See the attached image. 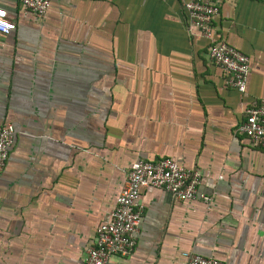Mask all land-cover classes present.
Segmentation results:
<instances>
[{
  "label": "crops",
  "instance_id": "crops-1",
  "mask_svg": "<svg viewBox=\"0 0 264 264\" xmlns=\"http://www.w3.org/2000/svg\"><path fill=\"white\" fill-rule=\"evenodd\" d=\"M191 0H0V264H81L137 161L197 169L200 195L144 189L133 253L108 264H264V150L239 131L264 101V0H218L215 39L249 57L246 92L190 28Z\"/></svg>",
  "mask_w": 264,
  "mask_h": 264
},
{
  "label": "built area",
  "instance_id": "built-area-1",
  "mask_svg": "<svg viewBox=\"0 0 264 264\" xmlns=\"http://www.w3.org/2000/svg\"><path fill=\"white\" fill-rule=\"evenodd\" d=\"M29 14L43 17L51 7V0H18ZM190 28L209 42L208 57L229 76V85L240 94L246 92L250 71L249 57L225 41L215 39L214 20L219 14L218 0H191L184 4ZM15 30L9 13L0 8V35ZM239 131L249 142L264 150V101L247 109V116ZM15 130L10 124L0 129V173L6 168ZM202 176L195 169L180 167L171 159L158 162L137 161L127 172V179L117 198L116 208L96 231V238L86 251L81 264H108L112 256L127 258L137 244L139 226L144 212L141 192L144 189H161L175 201L201 200L209 205L210 198L200 195ZM184 264H222L198 254L186 255Z\"/></svg>",
  "mask_w": 264,
  "mask_h": 264
}]
</instances>
